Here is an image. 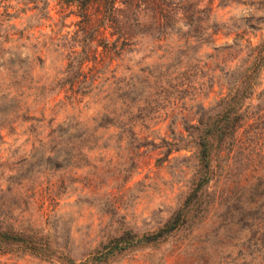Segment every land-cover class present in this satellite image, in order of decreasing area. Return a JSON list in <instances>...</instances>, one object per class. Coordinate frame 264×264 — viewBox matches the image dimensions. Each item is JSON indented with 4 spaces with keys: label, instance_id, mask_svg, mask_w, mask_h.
<instances>
[{
    "label": "rangeland",
    "instance_id": "374dc122",
    "mask_svg": "<svg viewBox=\"0 0 264 264\" xmlns=\"http://www.w3.org/2000/svg\"><path fill=\"white\" fill-rule=\"evenodd\" d=\"M249 44H264V0H0V264H264L254 107L196 214L139 240L188 195L186 126L220 109ZM253 79L264 100V62Z\"/></svg>",
    "mask_w": 264,
    "mask_h": 264
},
{
    "label": "trees",
    "instance_id": "16d2710c",
    "mask_svg": "<svg viewBox=\"0 0 264 264\" xmlns=\"http://www.w3.org/2000/svg\"><path fill=\"white\" fill-rule=\"evenodd\" d=\"M214 33V31H213ZM247 52L248 58L246 69L240 78H234V82L229 86L228 92L221 96L219 99L220 109L214 114H208L206 120L198 119L199 123H189L186 129L190 135L199 137L195 148L196 154L200 159V167L193 173L191 177V187L188 195L185 197L184 202L169 216V218L157 229L153 235H143L139 240L144 243H154L159 235L177 228L183 221L190 220L196 212L200 209L201 203L204 201L202 195L204 193V186L208 184L216 176L215 165L213 164L214 158L217 157L220 150L219 143L222 141L233 140L236 136L238 124L245 116V111L249 107L258 108V114H263L264 100L251 101L252 94L255 89L256 71L261 68L264 62V44L251 45ZM263 105V107H262ZM262 110V111H261ZM260 112V113H259ZM247 119L244 123H249L250 116H245ZM192 126L193 129H189ZM227 140V141H228ZM177 149V148H176ZM257 185V184H256ZM254 186V185H253ZM254 203L250 202L241 210V215L254 213L258 209ZM192 214H188L190 210ZM262 210V209H261ZM254 232L257 235L258 250L264 254V218L261 216H252ZM3 234V233H2ZM128 244V243H127ZM122 247V245H115ZM125 244L123 245V247Z\"/></svg>",
    "mask_w": 264,
    "mask_h": 264
}]
</instances>
